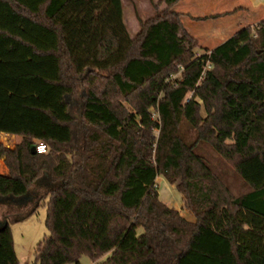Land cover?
I'll list each match as a JSON object with an SVG mask.
<instances>
[{
	"label": "trees",
	"instance_id": "1",
	"mask_svg": "<svg viewBox=\"0 0 264 264\" xmlns=\"http://www.w3.org/2000/svg\"><path fill=\"white\" fill-rule=\"evenodd\" d=\"M176 1L154 2L131 36L122 0H0V131L20 135L0 142V197L31 204L0 219V264H19L6 215L45 195L34 264L83 252L91 264H264L236 234L240 207L264 215V18L198 53ZM80 84L76 117L67 97ZM198 143L247 188L234 192Z\"/></svg>",
	"mask_w": 264,
	"mask_h": 264
},
{
	"label": "rangeland",
	"instance_id": "2",
	"mask_svg": "<svg viewBox=\"0 0 264 264\" xmlns=\"http://www.w3.org/2000/svg\"><path fill=\"white\" fill-rule=\"evenodd\" d=\"M154 1L156 0H122L123 22L131 36H134L139 31V22L141 20L151 17L154 14L152 7ZM196 51L201 52L202 50L198 47L196 48ZM83 87L84 86L80 84L75 91L67 97L71 106L70 110H72V114L76 117L79 116L78 108L82 102V93L84 92ZM184 133L192 139V132L190 129L185 127ZM19 139L20 136L17 135L11 136L0 133V142L12 147L17 141H19ZM196 150L204 155L207 162L214 170L227 177L234 192H241L247 188V185L242 183L241 179L234 172L228 161H225L219 153H216L208 143H198ZM155 182L158 189V197L161 200L165 197L164 201H167L168 198L172 199L174 196V198L177 199V202L181 201V193L179 189L170 184L164 176L155 178ZM30 188L39 191L41 190L42 193L44 192L42 190L41 181H36ZM30 190L31 191L29 192H35L33 189ZM2 197H0V215L2 213L22 211V207L25 208V206L31 205L27 204V201L19 199V197H13V201L3 200ZM47 198L48 196L46 195L41 197L35 205L34 210L23 217L15 219V216L12 214L6 215L8 223L11 226L12 240L14 241L16 255L19 257V264H34V255H32V252L35 243L44 233L47 232L46 223H44L47 210ZM183 212L187 217L191 218V214L187 210H183ZM237 213L239 214L241 221L244 223L240 224L241 228L239 229V232H236L238 240L243 244H246L247 242L254 244L253 246H255V249L259 252L264 251V215L261 213L259 214L246 206L240 207L237 210ZM90 262V256L83 252L79 257L78 263L67 261L64 264H90Z\"/></svg>",
	"mask_w": 264,
	"mask_h": 264
},
{
	"label": "crops",
	"instance_id": "3",
	"mask_svg": "<svg viewBox=\"0 0 264 264\" xmlns=\"http://www.w3.org/2000/svg\"><path fill=\"white\" fill-rule=\"evenodd\" d=\"M159 7H164V4L161 3ZM171 10L180 13L183 26L195 37L200 50H204L218 45L222 40L237 31L238 28L245 25H254L256 21L263 19L264 0H177ZM0 133L20 136L3 131H0ZM5 170L6 165L3 156H0V171ZM162 176L157 175L156 178ZM33 183L28 187V191L33 189L37 192V189L30 188ZM162 199L164 200L165 197ZM172 199L168 198L165 202L179 209L182 204L181 201L177 202L174 196ZM3 216L4 213L0 215V219Z\"/></svg>",
	"mask_w": 264,
	"mask_h": 264
},
{
	"label": "built area",
	"instance_id": "4",
	"mask_svg": "<svg viewBox=\"0 0 264 264\" xmlns=\"http://www.w3.org/2000/svg\"><path fill=\"white\" fill-rule=\"evenodd\" d=\"M46 147V143H43L42 141H37L34 144V149L39 152L45 151Z\"/></svg>",
	"mask_w": 264,
	"mask_h": 264
},
{
	"label": "water",
	"instance_id": "5",
	"mask_svg": "<svg viewBox=\"0 0 264 264\" xmlns=\"http://www.w3.org/2000/svg\"><path fill=\"white\" fill-rule=\"evenodd\" d=\"M34 147V146H33Z\"/></svg>",
	"mask_w": 264,
	"mask_h": 264
}]
</instances>
